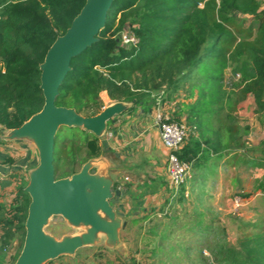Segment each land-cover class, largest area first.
<instances>
[{"label": "trees", "instance_id": "obj_1", "mask_svg": "<svg viewBox=\"0 0 264 264\" xmlns=\"http://www.w3.org/2000/svg\"><path fill=\"white\" fill-rule=\"evenodd\" d=\"M86 1L0 0V127L18 129L42 110L40 65ZM124 31L135 36V46L121 45L119 36ZM230 66L233 78L227 86ZM234 76L241 78L238 84L232 81ZM239 87L264 109V8L260 0H115L98 41L72 60L56 105L93 117L104 108V97L132 103V113L141 105L155 108L162 92L184 91L193 102L184 106L189 136L177 158L196 177L205 178L213 173L203 170L211 158H221L227 149L240 144L239 128L221 107L228 98L225 89ZM171 121L182 123L177 118ZM102 153L98 137L80 128H61L54 154L57 179L78 173ZM192 175L188 183L196 181ZM187 186L178 189L176 204L185 202ZM25 188L23 182L17 186L9 209L0 204V226L22 233L21 249L31 202ZM192 230L202 262L264 264V231L232 247L224 232L212 225L199 223ZM6 250V241L0 240V264H4Z\"/></svg>", "mask_w": 264, "mask_h": 264}, {"label": "rangeland", "instance_id": "obj_2", "mask_svg": "<svg viewBox=\"0 0 264 264\" xmlns=\"http://www.w3.org/2000/svg\"><path fill=\"white\" fill-rule=\"evenodd\" d=\"M260 2L264 6V0ZM232 71L231 66L226 71L227 86L233 78ZM240 80L234 76L232 81L238 84ZM242 89L226 88L230 99L225 97L221 103L224 115L233 118L239 128L240 144L227 149L221 158H211L203 170L213 173L205 178L196 177L190 171L196 181L188 183V176L183 204L175 203L179 191L170 189L167 184L162 199L153 204L155 207L151 212H141L138 222H131L136 217L137 205L132 210L127 207L121 210L125 214L124 220L129 222L120 232L123 252L101 243L46 264H207L199 260L194 248L197 236L192 229L199 223L202 227L212 225L220 229L232 247H238L242 239L264 231V109L258 106L252 94L244 96ZM191 102L193 98L184 91L162 94L161 112L171 119H180L187 126L184 106ZM110 104L105 102L104 108ZM24 179L23 183L27 185L29 179ZM20 183V177L13 176L9 187L0 193V200L5 201L7 209ZM126 203L132 202L128 199ZM45 231L59 240L80 234L84 229L69 225L61 217H54ZM0 240L7 243L4 264H15L13 258L22 251V233L0 226Z\"/></svg>", "mask_w": 264, "mask_h": 264}, {"label": "water", "instance_id": "obj_3", "mask_svg": "<svg viewBox=\"0 0 264 264\" xmlns=\"http://www.w3.org/2000/svg\"><path fill=\"white\" fill-rule=\"evenodd\" d=\"M114 1H86L70 28L56 39L40 65L42 110L4 137L8 141L32 142L39 158L37 167L29 173L25 188L31 202L25 222L24 245L15 264H46L101 243L123 252L120 232L129 222L124 220L119 206L125 191L115 188L117 173H94L100 158L89 160L78 173L63 179H57L54 166L55 145L61 128L75 127L93 134L108 153V123L131 108L132 103L112 102L98 115L84 117L75 109L56 105L61 85L71 71L72 60L98 41ZM54 217H61L73 227H83L84 232L58 240L45 231Z\"/></svg>", "mask_w": 264, "mask_h": 264}, {"label": "crops", "instance_id": "obj_4", "mask_svg": "<svg viewBox=\"0 0 264 264\" xmlns=\"http://www.w3.org/2000/svg\"><path fill=\"white\" fill-rule=\"evenodd\" d=\"M103 100L104 103H112L110 99L103 97ZM129 106L132 108L133 104ZM131 108L118 115L114 122L108 123L106 135L109 152L103 151L93 172L102 175L117 173L115 188L125 186L121 188L125 195L121 198L119 206L121 210L126 207L132 210L135 209L134 205H137L134 212L136 217L131 220L135 223L139 221L137 218L141 212H151L155 207L153 204L163 197L162 192L168 184V151L161 141L154 107L141 105L130 113ZM9 132L0 127V169L6 173L5 180L0 183V193L9 187L13 176L20 177L21 183L25 180L24 177L29 179V173L39 163L35 145L27 140H5L4 137ZM128 199L132 203H126ZM0 204L6 206L2 199Z\"/></svg>", "mask_w": 264, "mask_h": 264}, {"label": "built area", "instance_id": "obj_5", "mask_svg": "<svg viewBox=\"0 0 264 264\" xmlns=\"http://www.w3.org/2000/svg\"><path fill=\"white\" fill-rule=\"evenodd\" d=\"M121 45L125 47L135 46L137 39L130 31H124L119 36ZM155 120L161 131V141L168 151L167 155V179L170 189L178 190L187 182L191 167L181 163L177 158L179 152L185 145L189 129L185 124L172 122L171 118L161 112V98H158L155 107ZM6 178V173L0 169V183Z\"/></svg>", "mask_w": 264, "mask_h": 264}]
</instances>
